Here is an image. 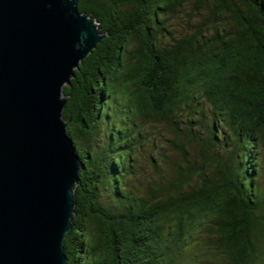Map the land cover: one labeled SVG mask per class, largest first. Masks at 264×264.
Masks as SVG:
<instances>
[{"label":"trees","instance_id":"1","mask_svg":"<svg viewBox=\"0 0 264 264\" xmlns=\"http://www.w3.org/2000/svg\"><path fill=\"white\" fill-rule=\"evenodd\" d=\"M187 1L78 0L104 37L64 86L84 164L67 264H264V0H194L176 35Z\"/></svg>","mask_w":264,"mask_h":264},{"label":"water","instance_id":"2","mask_svg":"<svg viewBox=\"0 0 264 264\" xmlns=\"http://www.w3.org/2000/svg\"><path fill=\"white\" fill-rule=\"evenodd\" d=\"M102 37L78 0H0V264H67L84 164L64 86Z\"/></svg>","mask_w":264,"mask_h":264},{"label":"rangeland","instance_id":"3","mask_svg":"<svg viewBox=\"0 0 264 264\" xmlns=\"http://www.w3.org/2000/svg\"><path fill=\"white\" fill-rule=\"evenodd\" d=\"M194 0H188L183 6L179 7L177 9V11H175L174 15H173V28L174 31L176 33V35H181L184 34L186 32H188L190 30L189 24H195L197 22H199L198 20H201L202 18H204L207 14L208 9H202L201 11L198 12H194L193 4ZM212 0H209V5H212ZM213 6V5H212ZM157 132H154L150 129L151 136H154V133L158 134L160 131L162 134V136H160L158 139V143L161 145V147L158 149L161 152L165 153L168 155V160L173 161L177 158V154L172 150V148L169 145V142L167 143L166 141L163 140V137H172L171 133L169 132V130H167L165 128V126H161V128L159 130H156ZM154 150L150 149L149 144L144 146L143 150H141L140 152L137 153V157H138V167L136 170V177H134V180H132V183L135 185L134 189H139V190H143V184L145 183V180L148 179L149 173H154L153 172V168L150 165V163L148 162L149 159V153L154 152ZM261 155H262V167H263V171H262V175H261V179L262 181H264V150L261 149ZM165 169L166 166H165ZM163 173H166V171L164 170ZM205 261V264H215L214 262H212L210 259V257L208 259H205L204 257H200Z\"/></svg>","mask_w":264,"mask_h":264}]
</instances>
